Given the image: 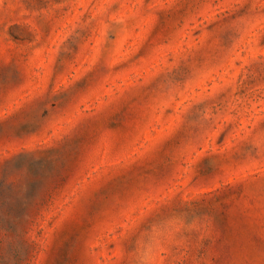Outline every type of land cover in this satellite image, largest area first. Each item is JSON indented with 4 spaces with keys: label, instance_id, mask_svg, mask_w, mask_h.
Segmentation results:
<instances>
[{
    "label": "rangeland",
    "instance_id": "rangeland-1",
    "mask_svg": "<svg viewBox=\"0 0 264 264\" xmlns=\"http://www.w3.org/2000/svg\"><path fill=\"white\" fill-rule=\"evenodd\" d=\"M0 264H264V0H0Z\"/></svg>",
    "mask_w": 264,
    "mask_h": 264
}]
</instances>
